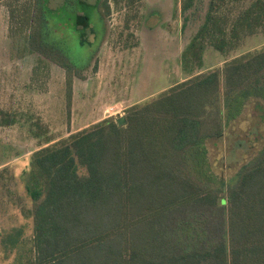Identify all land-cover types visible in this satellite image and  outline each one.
<instances>
[{"label":"trees","instance_id":"trees-1","mask_svg":"<svg viewBox=\"0 0 264 264\" xmlns=\"http://www.w3.org/2000/svg\"><path fill=\"white\" fill-rule=\"evenodd\" d=\"M41 1L57 30L79 27L83 45L93 11H110L108 0H76L83 14L72 18L69 0ZM193 1L181 0V10ZM224 1L210 0L189 46L195 54L205 44L226 52L264 31V0L231 18ZM45 55L66 71L70 106L81 74L62 53ZM255 98L264 101V49L131 106L122 124L107 117L33 152L34 233L14 264H264V147L231 183L210 186L193 173L213 177L207 142Z\"/></svg>","mask_w":264,"mask_h":264},{"label":"rangeland","instance_id":"rangeland-1","mask_svg":"<svg viewBox=\"0 0 264 264\" xmlns=\"http://www.w3.org/2000/svg\"><path fill=\"white\" fill-rule=\"evenodd\" d=\"M61 1L50 0L49 5ZM253 1L225 0L222 12L234 17ZM108 4L106 16L105 6L93 11L94 31L83 45L79 27L57 30L41 0H0V264H14L23 241L34 233L33 217L27 215L33 200L26 188L34 177L33 152L104 118H125L131 106L156 99L195 74L264 49L261 31L226 52L210 44L198 54L189 50L210 0H194L185 12L181 0ZM67 6L72 18L83 14L76 0ZM53 50L81 74L73 79L70 106L66 71L45 55ZM263 147L264 101L255 98L223 137L207 142L213 177L206 178L199 168L193 173L210 186L218 187L221 178L231 183ZM79 173L86 169L79 166Z\"/></svg>","mask_w":264,"mask_h":264},{"label":"water","instance_id":"water-1","mask_svg":"<svg viewBox=\"0 0 264 264\" xmlns=\"http://www.w3.org/2000/svg\"><path fill=\"white\" fill-rule=\"evenodd\" d=\"M124 121H125V118H124V117H120V118H119V123H120V124H122Z\"/></svg>","mask_w":264,"mask_h":264},{"label":"flooded vegetation","instance_id":"flooded-vegetation-1","mask_svg":"<svg viewBox=\"0 0 264 264\" xmlns=\"http://www.w3.org/2000/svg\"><path fill=\"white\" fill-rule=\"evenodd\" d=\"M92 28V27H91Z\"/></svg>","mask_w":264,"mask_h":264}]
</instances>
